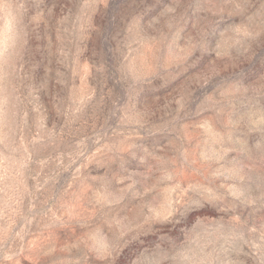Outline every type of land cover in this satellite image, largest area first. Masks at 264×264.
I'll use <instances>...</instances> for the list:
<instances>
[{
    "label": "rangeland",
    "instance_id": "1",
    "mask_svg": "<svg viewBox=\"0 0 264 264\" xmlns=\"http://www.w3.org/2000/svg\"><path fill=\"white\" fill-rule=\"evenodd\" d=\"M0 264H264V0H0Z\"/></svg>",
    "mask_w": 264,
    "mask_h": 264
}]
</instances>
